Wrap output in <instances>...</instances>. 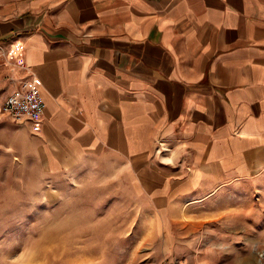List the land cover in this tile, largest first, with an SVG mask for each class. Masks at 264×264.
I'll return each mask as SVG.
<instances>
[{
	"label": "crops",
	"instance_id": "obj_1",
	"mask_svg": "<svg viewBox=\"0 0 264 264\" xmlns=\"http://www.w3.org/2000/svg\"><path fill=\"white\" fill-rule=\"evenodd\" d=\"M30 79L38 131L1 114ZM0 126L53 176L109 166L164 204L262 177L264 0H0ZM232 231L186 264H257L261 240Z\"/></svg>",
	"mask_w": 264,
	"mask_h": 264
},
{
	"label": "rangeland",
	"instance_id": "obj_2",
	"mask_svg": "<svg viewBox=\"0 0 264 264\" xmlns=\"http://www.w3.org/2000/svg\"><path fill=\"white\" fill-rule=\"evenodd\" d=\"M87 168L53 176L32 140L7 141V126H0V264H186L206 243L227 251L232 227L237 241L245 235L251 247L261 240L264 250V227L256 224L264 220V176L204 183L165 206L155 200L163 195L139 193L127 177L109 178V166ZM187 237L196 240L191 248Z\"/></svg>",
	"mask_w": 264,
	"mask_h": 264
},
{
	"label": "built area",
	"instance_id": "obj_3",
	"mask_svg": "<svg viewBox=\"0 0 264 264\" xmlns=\"http://www.w3.org/2000/svg\"><path fill=\"white\" fill-rule=\"evenodd\" d=\"M1 111L13 122L31 123L38 131L45 111L38 81H25L19 90L7 98Z\"/></svg>",
	"mask_w": 264,
	"mask_h": 264
}]
</instances>
